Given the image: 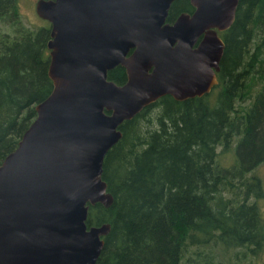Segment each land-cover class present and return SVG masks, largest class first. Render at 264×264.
<instances>
[{"label":"trees","instance_id":"obj_1","mask_svg":"<svg viewBox=\"0 0 264 264\" xmlns=\"http://www.w3.org/2000/svg\"><path fill=\"white\" fill-rule=\"evenodd\" d=\"M185 7L173 1L166 19ZM0 22L9 25L0 30L1 160L51 83L48 27L24 24L16 0H0ZM219 33L225 48L211 91L161 96L120 123L102 161L113 200L86 213L87 226L110 225L94 264H256L263 254L264 185L253 170L264 162V0H239ZM107 78L120 83L123 69Z\"/></svg>","mask_w":264,"mask_h":264},{"label":"water","instance_id":"obj_2","mask_svg":"<svg viewBox=\"0 0 264 264\" xmlns=\"http://www.w3.org/2000/svg\"><path fill=\"white\" fill-rule=\"evenodd\" d=\"M171 1H35L50 24L51 88L0 160V264H94L110 225L87 226L86 213L113 200L101 172L120 123L162 94L183 100L218 83L219 31L239 0H189L194 10L167 22ZM117 63L122 84L106 77Z\"/></svg>","mask_w":264,"mask_h":264},{"label":"rangeland","instance_id":"obj_3","mask_svg":"<svg viewBox=\"0 0 264 264\" xmlns=\"http://www.w3.org/2000/svg\"><path fill=\"white\" fill-rule=\"evenodd\" d=\"M17 4H18V9L20 12V20L27 25H37L41 23V18H39L33 9L34 6V2L35 0H16ZM40 19V20H39ZM9 29V25L3 22H0V30H8ZM257 89V88H256ZM250 98L247 99V101L245 102V104L249 103ZM154 112V111H153ZM153 112H151L150 114L153 115ZM234 144V142L232 143V145ZM220 148V146H218V149ZM232 151V152H231ZM231 151H227L223 157V162L225 164H229L230 159H229V155H231L234 151H233V146L231 147ZM227 156V157H226ZM226 157V158H225ZM254 172H256V174H258L261 178V182L264 185V162L260 163L254 170ZM262 207L264 206V201H262ZM246 262V261H245ZM255 264V263H253ZM256 264H264V252L263 254L258 257V263Z\"/></svg>","mask_w":264,"mask_h":264},{"label":"flooded vegetation","instance_id":"obj_4","mask_svg":"<svg viewBox=\"0 0 264 264\" xmlns=\"http://www.w3.org/2000/svg\"><path fill=\"white\" fill-rule=\"evenodd\" d=\"M36 1V0H35ZM173 1H175V0H172L171 2H170V5H171V3L173 2ZM35 3V2H34ZM187 3H188V7H185V8H179V9H177V10H175L174 12H173V15H172V18L171 19H169V20H167L166 19V17H165V21H167V22H172V20L180 13V12H191V11H193L194 10V6L193 5H191L190 3H189V0H187ZM170 5H169V7H168V10H167V14H168V11H169V9H170ZM33 9H34V6H33ZM35 12V11H34ZM36 14V13H35ZM38 16V15H37ZM167 16V15H166ZM39 17V16H38ZM39 18H41V23L40 24H37V25H46L47 27H48V38H49V27H50V24H49V22L46 20V19H44V18H42V17H39ZM226 30V29H225ZM224 31V30H223ZM219 32H221V31H219ZM220 34V33H219ZM222 37V36H221ZM48 38H47V40H48ZM222 39H223V37H222ZM46 40V41H47ZM223 41H224V39H223ZM197 45V43H195L193 46L195 47ZM45 47H46V42H45ZM46 49H47V47H46ZM134 49V47H130L128 50H127V52H126V54H125V56H127V55H129L131 52H132V50ZM47 56H48V49H47ZM48 64V63H47ZM116 65H118V66H120L122 69H123V72H124V79L119 83V82H115V81H113L112 79V81L113 82H115L116 84H122V83H124L125 81H126V72H125V69H124V67L121 65V64H119V63H117V64H115L114 66H116ZM113 66V67H114ZM113 67H111L110 69H112ZM110 69H108V70H110ZM107 70V71H108ZM107 71H106V77H107ZM219 71V70H218ZM217 71V72H218ZM216 72V73H217ZM217 78H218V74H217ZM109 79V78H108ZM164 95H169V94H162V95H160L159 97H161V96H164ZM170 96V95H169ZM159 97H157L154 101H156ZM171 97V96H170ZM195 97V96H194ZM172 98V97H171ZM189 98H193V97H189ZM174 99V98H173ZM186 99H188V98H186ZM174 100H176V99H174ZM183 100H185V99H183ZM154 101H152V102H154ZM177 101H182V100H177ZM152 102H150V103H152ZM149 103V104H150ZM149 104H147V105H149ZM146 105V106H147ZM145 107V106H144ZM143 107V108H144ZM137 114V113H136Z\"/></svg>","mask_w":264,"mask_h":264}]
</instances>
